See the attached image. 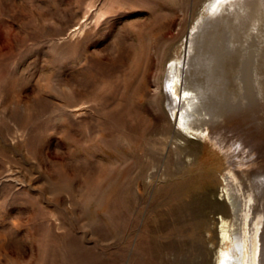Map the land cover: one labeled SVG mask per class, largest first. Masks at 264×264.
Segmentation results:
<instances>
[{
	"label": "rangeland",
	"instance_id": "rangeland-1",
	"mask_svg": "<svg viewBox=\"0 0 264 264\" xmlns=\"http://www.w3.org/2000/svg\"><path fill=\"white\" fill-rule=\"evenodd\" d=\"M212 1L0 0V264H218L223 220L238 264L221 180L247 158L178 124L165 96ZM219 17L230 63L204 80V120L252 133L264 193V0Z\"/></svg>",
	"mask_w": 264,
	"mask_h": 264
},
{
	"label": "bare ground",
	"instance_id": "bare-ground-1",
	"mask_svg": "<svg viewBox=\"0 0 264 264\" xmlns=\"http://www.w3.org/2000/svg\"><path fill=\"white\" fill-rule=\"evenodd\" d=\"M226 1L228 2V0L209 2L206 5V15L196 19L197 22L191 29L188 39L183 42L182 53L168 65L165 96L171 108V115L178 121V124L200 132L214 145H217L227 159L235 158L237 151L247 158L246 161L243 159L242 162L237 163L241 168L240 179L236 175L233 177L227 174L223 175L221 195L227 201L226 203L234 215L233 237L236 239V245L241 247L238 264H263L264 193L260 187L263 166L259 164V159L254 155L256 151L248 141L252 138V133L249 135L240 134L233 140H229V136L218 131L217 123H206L204 120L206 118L203 112L205 105L202 98L205 96L203 86L207 84L204 83V80L207 82L206 78L222 76L221 71L224 70L222 65L225 62L230 63L227 53L219 54L223 48H219L218 41L223 20L222 17H219V8ZM225 73L229 72L224 71ZM198 109H201L202 113L194 112L199 111ZM234 122H237L236 127L239 129L240 121L239 124L236 120ZM256 140L257 138L253 142L255 143ZM229 226L230 224L223 220L221 234L224 247L223 245V248L221 247L223 254L218 264H227L224 256L227 252L225 248H228L225 247L227 239L230 236Z\"/></svg>",
	"mask_w": 264,
	"mask_h": 264
}]
</instances>
